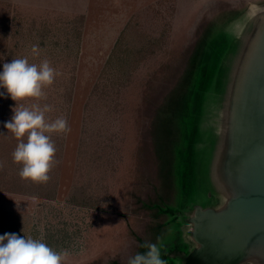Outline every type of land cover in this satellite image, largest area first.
<instances>
[{
	"label": "rangeland",
	"instance_id": "obj_1",
	"mask_svg": "<svg viewBox=\"0 0 264 264\" xmlns=\"http://www.w3.org/2000/svg\"><path fill=\"white\" fill-rule=\"evenodd\" d=\"M252 5L264 0H0V72L16 58L48 59L59 75L47 99L23 103L52 105L47 117L64 115L71 128L52 135L50 180H22L18 141L4 127L16 105L0 88V235L66 250L65 264H127L158 237L163 256L191 245V204H214L204 193L205 147L219 66ZM213 49L219 58L197 108L188 71L196 60L206 66Z\"/></svg>",
	"mask_w": 264,
	"mask_h": 264
},
{
	"label": "water",
	"instance_id": "obj_2",
	"mask_svg": "<svg viewBox=\"0 0 264 264\" xmlns=\"http://www.w3.org/2000/svg\"><path fill=\"white\" fill-rule=\"evenodd\" d=\"M204 193L185 217L191 252L264 264V6L252 5L219 66ZM206 200V197H205Z\"/></svg>",
	"mask_w": 264,
	"mask_h": 264
},
{
	"label": "clouds",
	"instance_id": "obj_3",
	"mask_svg": "<svg viewBox=\"0 0 264 264\" xmlns=\"http://www.w3.org/2000/svg\"><path fill=\"white\" fill-rule=\"evenodd\" d=\"M32 52L38 56L39 46L33 45ZM57 75L59 73L48 59L36 64L29 63L27 57L4 63L0 72V88L16 102L11 119L4 124L18 141L12 159L21 166L20 178L37 184L50 180L49 173L56 163L57 149L52 135L66 136L71 128L64 115L54 120L47 117L46 114L54 110L52 105L34 103L25 106L23 101L46 100L44 89L54 84ZM4 95L5 92H0V96ZM140 247L146 252L129 257L127 264H167L161 257L164 245L159 237L157 243L145 242ZM68 256L66 250L56 251L41 239L21 237L16 233L0 235V264H65Z\"/></svg>",
	"mask_w": 264,
	"mask_h": 264
},
{
	"label": "trees",
	"instance_id": "obj_4",
	"mask_svg": "<svg viewBox=\"0 0 264 264\" xmlns=\"http://www.w3.org/2000/svg\"><path fill=\"white\" fill-rule=\"evenodd\" d=\"M6 32H1L0 33V52L2 51V49H4L6 47ZM210 57L209 58V61L208 64L206 66H204V64L202 65V63H197V60L195 62L194 65H192V67H190L189 71L190 74H189V79H191L193 82H194V100H196V105L195 107H199L200 104H201V99H202V93L204 90H206L209 85H210V80L212 78V75L214 73V70H215V58L218 57V53L217 52H214V49L212 51V53L209 55L205 53V58L206 57ZM217 58V60H218ZM2 69V67L0 66V70ZM188 79V80H189ZM10 97V96H9ZM11 98V97H10ZM199 100V101H198ZM13 103H15L16 105V102L12 100ZM5 158V157H4ZM0 162H5L3 161V159H0ZM9 173H12L11 172V169L10 167H6L4 169V173L2 174H9Z\"/></svg>",
	"mask_w": 264,
	"mask_h": 264
},
{
	"label": "flooded vegetation",
	"instance_id": "obj_5",
	"mask_svg": "<svg viewBox=\"0 0 264 264\" xmlns=\"http://www.w3.org/2000/svg\"><path fill=\"white\" fill-rule=\"evenodd\" d=\"M172 215V214H171ZM190 245H180L177 248H166L164 260L167 264H235V259L217 258L208 251L191 252Z\"/></svg>",
	"mask_w": 264,
	"mask_h": 264
}]
</instances>
